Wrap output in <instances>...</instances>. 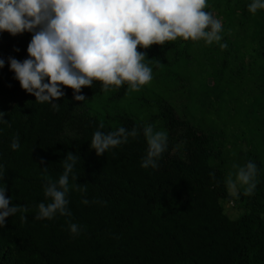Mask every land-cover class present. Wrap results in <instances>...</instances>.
<instances>
[{
    "label": "trees",
    "instance_id": "trees-1",
    "mask_svg": "<svg viewBox=\"0 0 264 264\" xmlns=\"http://www.w3.org/2000/svg\"><path fill=\"white\" fill-rule=\"evenodd\" d=\"M248 3L206 0L203 9L211 15V9L216 10L215 18L222 16V30L227 25L242 30L241 37L237 33L229 39L244 52L242 64L250 66L252 55L259 61L261 72L253 87L259 102L256 108H248L247 97L253 91L241 95L239 122L243 125L252 123V112L256 116L258 109L264 110V10L249 13ZM30 38L27 32L15 36L0 32V58L26 59ZM201 41L178 37L147 49L138 45L137 51L145 53L143 62L152 72L166 71L183 50ZM232 59L218 62L221 70L212 82L220 85L223 71L233 70ZM175 83L173 91L178 95L182 87L179 81ZM101 87L99 81L82 87L84 101H74L72 90L65 88L53 110L20 88L7 63L0 68V112L7 121L0 125L5 196H10V206L27 208L23 222L17 213L6 217L0 228V264H264V134L259 145L232 135L225 138L209 123L190 115L179 101L144 100L140 116L92 113L90 105L116 104L135 92L126 82L109 86L107 92ZM205 90L208 104L212 100L226 105L229 122L236 125L234 98L225 101L231 89L212 84ZM101 124L104 132L123 126L136 127L138 134L97 156L89 145ZM144 124L167 133V149L156 169L140 167L146 143L139 129ZM14 136L20 145L17 150L10 148ZM69 152L80 158L74 171L84 191L70 188V217L57 214L52 219H35L36 204L47 202L44 177L57 179L62 172L60 161ZM248 161L257 166L256 187L251 195L242 187L232 195L225 177L235 172L234 164ZM85 198L87 205L81 203ZM227 202L241 211L239 217L228 216ZM69 222L82 226L79 234L69 232Z\"/></svg>",
    "mask_w": 264,
    "mask_h": 264
},
{
    "label": "clouds",
    "instance_id": "clouds-1",
    "mask_svg": "<svg viewBox=\"0 0 264 264\" xmlns=\"http://www.w3.org/2000/svg\"><path fill=\"white\" fill-rule=\"evenodd\" d=\"M205 6L206 0H0V32L11 36L31 34L27 58H0V68L7 63L20 88L34 96L36 103H47L53 110L65 88L72 90L74 101H84L81 89L91 87L94 81L101 82L104 92L110 90L109 86L119 87L125 82L131 91H138L152 79V70L143 62L145 53L137 51L138 45L147 49L178 37L202 39L205 44L221 40L222 23L204 11ZM258 9L264 10V0H250L248 12L254 14ZM219 46L227 47L224 43ZM4 116L0 112V125L7 123ZM102 128L103 124L93 132L89 145L97 156L138 134L136 127L121 126L108 132L101 131ZM139 133L146 143L140 167L158 168V161L167 149L166 131L144 124ZM19 147L18 137L14 136L10 148ZM60 162L62 172L57 179L44 177L42 191L47 202L36 204L35 219H52L57 214L70 217L67 207L70 188L84 191L76 183L74 171L80 165L79 156L69 152ZM233 168L235 172H229L224 180L227 190L237 195L242 187L245 194L251 195L256 187V164L248 161L234 164ZM3 176L0 165V228H4L6 217L17 213L23 222L27 212L24 206H10ZM81 203L87 205L89 201L85 198ZM81 227L68 224L73 235L79 234Z\"/></svg>",
    "mask_w": 264,
    "mask_h": 264
},
{
    "label": "rangeland",
    "instance_id": "rangeland-1",
    "mask_svg": "<svg viewBox=\"0 0 264 264\" xmlns=\"http://www.w3.org/2000/svg\"><path fill=\"white\" fill-rule=\"evenodd\" d=\"M211 13L217 15V11L211 9ZM215 18V17H214ZM216 19L222 20V16L219 15ZM236 32V33H235ZM237 33L241 37L242 30L235 29L233 25H227L224 30H221L219 35L221 40L219 42H212L205 44L202 40L199 44L193 45L188 50H183L182 55L178 57L176 63L169 70H161L159 72H152V79L146 85L140 86L138 91L127 95L118 103H96L89 106V111L93 113L104 114L106 112L113 113H127L132 116L140 114L141 107L144 100L150 103L158 101H169L173 103L179 101L189 111L190 115H195L200 121L210 124L216 128L218 135H222L225 138L233 136L235 139L245 138L251 145L261 144L260 137L264 134L262 127H264V110H257L258 113L251 114L252 123L249 125H243L239 121L243 116L240 111V99L247 91H253L249 93L247 97V107H257L259 102V94L257 89H253L255 82H257L260 76L261 70H259V61L255 59V56L251 53L250 66H246L245 62L242 64V54L244 52L235 49V45L229 39L236 38ZM243 34V33H242ZM220 43L227 45L225 48H220ZM230 54V58L233 57V70L226 68L221 75L222 80L215 83L212 82L214 75L220 72V65L218 62L227 60V56ZM222 74V73H221ZM233 80L234 82L230 83ZM176 81H179L182 89L177 93H174L173 87L176 85ZM215 84L220 87L228 86L231 89L225 96V101L232 102L235 106L237 113L233 116L236 125L229 122V116L226 115L227 106L222 103L213 102L211 100L208 104V97L205 95V86H212ZM208 100V101H206ZM227 104L226 102H223ZM146 104H148L146 102ZM140 116V115H139ZM142 119V117H141ZM156 125H153L155 128ZM234 127V128H233ZM231 154V153H230ZM232 172V171H229ZM228 172V173H229ZM225 212L231 218H237L240 216L241 211L236 208L233 202H227L225 204Z\"/></svg>",
    "mask_w": 264,
    "mask_h": 264
}]
</instances>
